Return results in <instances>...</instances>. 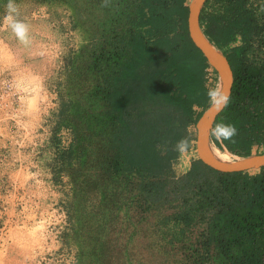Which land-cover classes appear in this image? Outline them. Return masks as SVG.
I'll return each mask as SVG.
<instances>
[{"label":"rangeland","instance_id":"obj_1","mask_svg":"<svg viewBox=\"0 0 264 264\" xmlns=\"http://www.w3.org/2000/svg\"><path fill=\"white\" fill-rule=\"evenodd\" d=\"M14 2L30 43L5 24L9 0H0V264H201L206 225L184 230L177 201L153 204L144 181L112 159L114 129L95 94L98 69L89 66L117 71L119 61L109 54L83 64L129 11L120 0ZM247 7L264 30V0ZM208 78L220 83L213 70ZM195 158L196 147L177 176Z\"/></svg>","mask_w":264,"mask_h":264},{"label":"trees","instance_id":"obj_2","mask_svg":"<svg viewBox=\"0 0 264 264\" xmlns=\"http://www.w3.org/2000/svg\"><path fill=\"white\" fill-rule=\"evenodd\" d=\"M191 1L120 0L123 12L129 11L126 22L104 36L100 53L92 47L83 64L95 56L106 61L109 54L119 61L117 71L89 66L98 69L95 94L114 129L112 159L144 181L153 204L177 201L175 220L184 230L206 225L196 248L207 255L201 264H264V167L223 173L195 158L187 172L176 173V143L187 138L188 151L195 149L196 125L212 106L206 77L213 68L190 37ZM247 2L208 0L200 16L203 33L224 51L234 73L232 95L213 129L231 124L237 134L217 140L212 131L211 141L238 158L264 146V30Z\"/></svg>","mask_w":264,"mask_h":264},{"label":"water","instance_id":"obj_3","mask_svg":"<svg viewBox=\"0 0 264 264\" xmlns=\"http://www.w3.org/2000/svg\"><path fill=\"white\" fill-rule=\"evenodd\" d=\"M207 1L208 0L191 1L188 19L189 33L195 45L207 58L208 63L219 74L220 79L222 80V89H225L228 92L230 99L234 84L232 67L225 56L224 51L218 50L208 40L200 26L201 12ZM225 107L222 110L217 111L215 107L211 106L197 123L196 151L198 160H201L206 166L223 173L259 171L264 167V153L252 154L248 158L239 159L233 162L231 161L230 163L220 162L211 154L210 146L213 127L217 117L223 112Z\"/></svg>","mask_w":264,"mask_h":264},{"label":"clouds","instance_id":"obj_4","mask_svg":"<svg viewBox=\"0 0 264 264\" xmlns=\"http://www.w3.org/2000/svg\"><path fill=\"white\" fill-rule=\"evenodd\" d=\"M7 10H8V14L4 18L5 24H7L11 28L12 33L19 40L20 43L26 46L29 45L30 43L29 26L23 21L15 19V15H18V8L15 5L14 0H9V3L7 5ZM206 71L208 70L206 69ZM213 71L215 70L213 69ZM217 75L219 74L217 73ZM206 79L209 78L206 77ZM206 87H208V85H206ZM208 97L210 104L213 107H215L217 111L222 110L229 101L228 92L225 89H222L219 84H217L215 87H208ZM188 130L191 131V126H189ZM236 134H237V130L235 126L231 124H224V123L217 124L216 127L213 129V135H215L217 140H231V138ZM188 147H189V141L187 138H183L176 143L175 151L179 153V158L181 160L184 159L185 154L188 152ZM257 154H263V153H257ZM222 158L227 160L229 157L225 155ZM238 159H243V158H238Z\"/></svg>","mask_w":264,"mask_h":264},{"label":"bare ground","instance_id":"obj_5","mask_svg":"<svg viewBox=\"0 0 264 264\" xmlns=\"http://www.w3.org/2000/svg\"><path fill=\"white\" fill-rule=\"evenodd\" d=\"M220 87L222 88V80L220 79V83H219ZM214 147V146H213ZM212 146H210V151H211V154L213 155V157L220 161V162H223V163H230L231 160H230V157L229 155H227L226 153L220 151L219 149L217 148H213ZM227 155L229 158L227 160L223 159L222 157Z\"/></svg>","mask_w":264,"mask_h":264},{"label":"crops","instance_id":"obj_6","mask_svg":"<svg viewBox=\"0 0 264 264\" xmlns=\"http://www.w3.org/2000/svg\"><path fill=\"white\" fill-rule=\"evenodd\" d=\"M190 163L188 162V165L186 166L185 170H184V173L187 172L189 169H190Z\"/></svg>","mask_w":264,"mask_h":264}]
</instances>
